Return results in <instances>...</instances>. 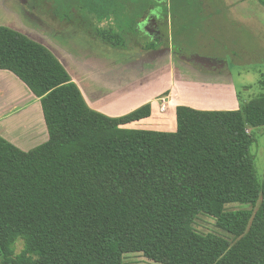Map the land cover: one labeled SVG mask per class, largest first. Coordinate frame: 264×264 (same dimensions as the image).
Segmentation results:
<instances>
[{
	"label": "trees",
	"instance_id": "trees-1",
	"mask_svg": "<svg viewBox=\"0 0 264 264\" xmlns=\"http://www.w3.org/2000/svg\"><path fill=\"white\" fill-rule=\"evenodd\" d=\"M39 1L115 45L160 5ZM199 6L202 0H170L167 9L176 24L192 20ZM94 18L111 24L96 26ZM0 69L13 71L41 98L50 134L29 151L0 136V264H16L7 256L19 238L27 264H124L130 252L160 264H264V177L251 151V129L264 127V93L238 110L181 105L176 131L135 130L91 109L51 50L5 26ZM149 112L147 106L131 119ZM229 203L255 211L228 210ZM201 213L239 239L198 232Z\"/></svg>",
	"mask_w": 264,
	"mask_h": 264
},
{
	"label": "crops",
	"instance_id": "crops-1",
	"mask_svg": "<svg viewBox=\"0 0 264 264\" xmlns=\"http://www.w3.org/2000/svg\"><path fill=\"white\" fill-rule=\"evenodd\" d=\"M156 1L160 5L146 10L121 45L106 42L83 22L63 19L39 0H0V13L8 16L0 26L17 30L51 50L88 106L121 119L122 128L172 132L177 130V108L181 105L238 110L249 102L251 99L241 97L228 61L187 55L175 47L173 28L183 19L175 24L167 9L170 0L168 4ZM160 6L163 11L158 10ZM93 22L105 27V21L98 23L94 18ZM134 38L142 45L131 52L130 43L137 45ZM111 47L115 52L109 50ZM147 106L148 115L131 119ZM0 136L24 151L50 137L41 98L8 69H0Z\"/></svg>",
	"mask_w": 264,
	"mask_h": 264
},
{
	"label": "rangeland",
	"instance_id": "rangeland-1",
	"mask_svg": "<svg viewBox=\"0 0 264 264\" xmlns=\"http://www.w3.org/2000/svg\"><path fill=\"white\" fill-rule=\"evenodd\" d=\"M242 1L205 0L207 5L193 9L195 13H191L193 14L191 21L187 18L185 23H178L175 29L178 33L175 35L174 43L175 47H180L184 54L195 53L228 61L229 72L241 97L250 100L264 93L261 84L264 75V5L259 0ZM162 3L168 4V0H162ZM158 10L163 11L164 7L160 6ZM7 19L6 13H0V21ZM110 24L105 21L103 26L108 27ZM140 31L143 32V30ZM135 42H137L136 46L130 43L131 52H135L138 50L137 47L142 45L141 41L135 39ZM109 50L115 52L113 47ZM252 134L255 140L251 151L255 157L258 172L263 175L264 127L254 128ZM243 208L255 211L251 205L226 204L228 210ZM194 228L202 234L215 233L231 243L239 239L232 233L219 228L216 218L205 213L196 217ZM13 248V253L7 257L16 264H27L29 256L23 250L24 240L17 239ZM4 259L5 257H2L0 253V260ZM123 261L124 264H160L149 260L141 253L134 252L127 253Z\"/></svg>",
	"mask_w": 264,
	"mask_h": 264
}]
</instances>
